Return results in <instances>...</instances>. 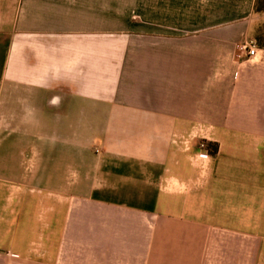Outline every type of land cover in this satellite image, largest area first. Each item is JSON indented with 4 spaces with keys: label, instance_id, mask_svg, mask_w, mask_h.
Here are the masks:
<instances>
[{
    "label": "crops",
    "instance_id": "0c3cea01",
    "mask_svg": "<svg viewBox=\"0 0 264 264\" xmlns=\"http://www.w3.org/2000/svg\"><path fill=\"white\" fill-rule=\"evenodd\" d=\"M203 1L245 8L219 47L0 0V264H264L263 15Z\"/></svg>",
    "mask_w": 264,
    "mask_h": 264
},
{
    "label": "rangeland",
    "instance_id": "374dc122",
    "mask_svg": "<svg viewBox=\"0 0 264 264\" xmlns=\"http://www.w3.org/2000/svg\"><path fill=\"white\" fill-rule=\"evenodd\" d=\"M87 8L88 17L101 16L106 25L109 24L120 32L129 30L140 34L145 32L183 35L203 30L213 31L216 38H219V41L216 39L217 47L218 42H227L224 40L227 33L223 31L232 32L230 27L233 23L222 20L239 19L245 12L243 7L207 6L203 0H87ZM240 44L241 42L235 45L239 52L242 48ZM95 122L89 121L94 125ZM204 134L199 132L194 138L188 137L191 141H197L194 143L197 152L195 161L211 159L209 155L203 157L206 152L198 147V142L204 138ZM41 212L38 222L46 223V216H42Z\"/></svg>",
    "mask_w": 264,
    "mask_h": 264
},
{
    "label": "trees",
    "instance_id": "16d2710c",
    "mask_svg": "<svg viewBox=\"0 0 264 264\" xmlns=\"http://www.w3.org/2000/svg\"><path fill=\"white\" fill-rule=\"evenodd\" d=\"M253 12L259 15H263V17L252 26L250 35L256 42L257 46L264 49V0H254ZM206 145L210 156H214L217 154L218 144L206 141Z\"/></svg>",
    "mask_w": 264,
    "mask_h": 264
},
{
    "label": "built area",
    "instance_id": "2783aa9c",
    "mask_svg": "<svg viewBox=\"0 0 264 264\" xmlns=\"http://www.w3.org/2000/svg\"><path fill=\"white\" fill-rule=\"evenodd\" d=\"M249 40L250 41H246V43H244L241 47L246 51L248 57L255 58L258 53V46L253 39H249ZM198 147H200L202 151L206 152V154H204L203 157H208V155L210 156L207 150L206 141L204 139H201L198 142Z\"/></svg>",
    "mask_w": 264,
    "mask_h": 264
}]
</instances>
